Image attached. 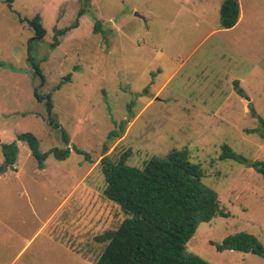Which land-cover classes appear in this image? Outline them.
I'll return each instance as SVG.
<instances>
[{
    "label": "rangeland",
    "instance_id": "rangeland-1",
    "mask_svg": "<svg viewBox=\"0 0 264 264\" xmlns=\"http://www.w3.org/2000/svg\"><path fill=\"white\" fill-rule=\"evenodd\" d=\"M222 3L14 0L10 7L0 0V166L2 143L24 132L37 136L42 152L71 148L65 160L50 155L39 171L28 145L17 141L16 164L1 170L0 205L9 213L0 219V264H93L106 245L96 237L126 218L104 194L102 158L117 162L127 152L128 164L143 167L152 156L182 148L201 164L203 182L230 214L201 222L187 252L211 264H264L252 252L217 247L242 231L264 247V177L250 165L264 161V137L253 131L264 119V0H239L242 19L230 29L220 25ZM81 9L79 26L56 44L57 30L73 24ZM36 14L47 29L33 51L43 85L28 60L33 32L19 18ZM37 90L51 93L60 127L51 125ZM130 114L122 136L108 139ZM223 144L248 164L220 159Z\"/></svg>",
    "mask_w": 264,
    "mask_h": 264
},
{
    "label": "trees",
    "instance_id": "trees-1",
    "mask_svg": "<svg viewBox=\"0 0 264 264\" xmlns=\"http://www.w3.org/2000/svg\"><path fill=\"white\" fill-rule=\"evenodd\" d=\"M13 1L6 0L10 7ZM85 12L81 9L73 24L57 30L56 44L59 41L58 35L79 26V19ZM240 13L239 0H223L220 8L221 27H234L239 21ZM19 18L22 22H27L33 32L28 40V60L43 85L45 75L33 51L35 43L45 39L47 29L40 14L31 18L19 15ZM93 20L95 30L98 31L101 22L95 17ZM70 79L71 74L63 80ZM236 83L235 88L241 93L238 82ZM35 95L38 100L45 101L51 125L60 127L53 116L51 93L41 94L37 90ZM251 111L254 116L258 115L255 110ZM131 117L132 114L123 119L119 123V129L111 130L108 139L121 137ZM260 122V128L253 131H260L264 137V119L260 118ZM62 136L69 143L64 129ZM18 140L28 145L40 168L44 167V162L50 155L58 160H65L71 154L69 146L54 147L42 152L37 136L32 132H24L17 135V140L2 143L4 163L0 166V173L3 168L16 164ZM107 150L106 144L105 153ZM128 156L126 152L115 162L109 155H105L101 160V170L106 181L104 194L121 207L126 218L116 229L107 230L96 237L98 241L106 242V245L95 264H211L200 255L187 252V243L201 222L211 221L218 215L227 217L230 214L221 207L218 192L203 182L205 174L201 164L192 160L187 148L172 149L163 157L152 156L143 167L128 164ZM227 158L248 164L247 158L239 156L228 144H223L220 159ZM250 165L264 177V161L255 160ZM217 247L220 250L252 252L264 258V247L257 236L244 231L229 235Z\"/></svg>",
    "mask_w": 264,
    "mask_h": 264
},
{
    "label": "crops",
    "instance_id": "crops-1",
    "mask_svg": "<svg viewBox=\"0 0 264 264\" xmlns=\"http://www.w3.org/2000/svg\"><path fill=\"white\" fill-rule=\"evenodd\" d=\"M240 20L242 19V14H240V18H239ZM16 167V166H15ZM38 168L40 169L39 171H44V170H46V164H44V167H42V168H40L39 166H38ZM18 173H19V169L17 170V172L14 174L13 173V175H18ZM4 177H6V175L4 174V173H0V181H4ZM85 195H87V194H85ZM66 198L67 197H65L64 199H62V201H61V203L59 204V206L57 207V209H58V211L59 210H61V209H63V208H65V202H66ZM33 205V203L30 201V206H32ZM75 205H77V208H75V210H77L78 211V198H77V201H76V204ZM72 207V206H71ZM7 213H9V211H7V209H5V208H3L2 209V207H1V205H0V219H2V220H6V217H7ZM50 220H52L53 221V213L48 217ZM48 218L46 219V221L44 222V225H46L47 224V221H48ZM78 219V218H77ZM58 226V225H57ZM75 236H77V234H75L74 233V237ZM76 238L77 237H75V242H76ZM30 242V241H29ZM29 242H27V244L29 243ZM72 243H71V239L69 240V242H68V244H66V246L68 247V248H72V245H71ZM84 259V258H83ZM85 261H87L86 259H84V262ZM93 264H95V262H93Z\"/></svg>",
    "mask_w": 264,
    "mask_h": 264
},
{
    "label": "water",
    "instance_id": "water-1",
    "mask_svg": "<svg viewBox=\"0 0 264 264\" xmlns=\"http://www.w3.org/2000/svg\"><path fill=\"white\" fill-rule=\"evenodd\" d=\"M136 15H138V14H136ZM138 16H140V15H138ZM0 143H1V139H0Z\"/></svg>",
    "mask_w": 264,
    "mask_h": 264
}]
</instances>
